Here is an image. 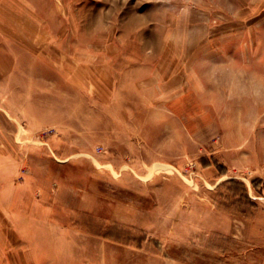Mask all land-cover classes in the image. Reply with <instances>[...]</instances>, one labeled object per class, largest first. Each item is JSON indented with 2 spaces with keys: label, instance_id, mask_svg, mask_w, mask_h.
Returning <instances> with one entry per match:
<instances>
[{
  "label": "rangeland",
  "instance_id": "1",
  "mask_svg": "<svg viewBox=\"0 0 264 264\" xmlns=\"http://www.w3.org/2000/svg\"><path fill=\"white\" fill-rule=\"evenodd\" d=\"M0 264H264V0H0Z\"/></svg>",
  "mask_w": 264,
  "mask_h": 264
}]
</instances>
